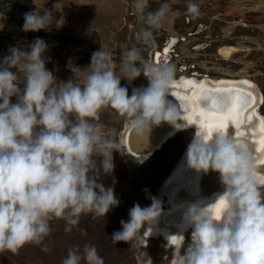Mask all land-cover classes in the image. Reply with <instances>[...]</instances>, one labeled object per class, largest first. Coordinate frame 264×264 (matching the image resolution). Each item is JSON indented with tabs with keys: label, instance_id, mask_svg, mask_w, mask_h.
Here are the masks:
<instances>
[{
	"label": "rangeland",
	"instance_id": "1",
	"mask_svg": "<svg viewBox=\"0 0 264 264\" xmlns=\"http://www.w3.org/2000/svg\"><path fill=\"white\" fill-rule=\"evenodd\" d=\"M155 52L174 78L253 81L264 116V0H0V264H195L190 231L137 243L192 136L126 160L125 124L176 109L144 76ZM231 187L222 257L264 264V184Z\"/></svg>",
	"mask_w": 264,
	"mask_h": 264
},
{
	"label": "bare ground",
	"instance_id": "2",
	"mask_svg": "<svg viewBox=\"0 0 264 264\" xmlns=\"http://www.w3.org/2000/svg\"><path fill=\"white\" fill-rule=\"evenodd\" d=\"M172 43L160 55L166 57ZM229 50L237 49L221 47L218 54L226 58ZM154 59L159 64V53ZM144 76L180 108L126 123L121 137L126 160L139 165L177 133L190 129L194 136L161 181L137 229L138 246L148 238H161L178 247L190 231L198 244L195 264H225L222 242L239 200L231 181L264 184V116L258 112L262 93L247 78L172 79L155 66L146 68ZM145 124L156 125L145 131L155 135L153 142L133 146L132 131Z\"/></svg>",
	"mask_w": 264,
	"mask_h": 264
},
{
	"label": "water",
	"instance_id": "3",
	"mask_svg": "<svg viewBox=\"0 0 264 264\" xmlns=\"http://www.w3.org/2000/svg\"><path fill=\"white\" fill-rule=\"evenodd\" d=\"M179 106H180V104L179 103H176L175 107H177L179 109L180 108ZM153 127H156V125H153V124L152 125L151 124H145V125H141L137 129H135L134 131H132V134L130 136V143L133 146H136V145H138V143L139 144L140 143H144V144H147L148 145L151 142H153L155 135L153 133H151V132L145 133L146 130H148L150 128H153ZM193 136H194V132H192V136L188 140V143L192 141ZM183 153H184V149L180 152V154H179L178 157H182Z\"/></svg>",
	"mask_w": 264,
	"mask_h": 264
},
{
	"label": "flooded vegetation",
	"instance_id": "4",
	"mask_svg": "<svg viewBox=\"0 0 264 264\" xmlns=\"http://www.w3.org/2000/svg\"><path fill=\"white\" fill-rule=\"evenodd\" d=\"M168 41V40H167ZM166 41V42H167ZM166 44V43H165ZM165 44H163V46H165ZM161 52H163V47H161ZM173 51L170 49L169 50V55H170V53H172ZM156 53V52H155ZM169 59H170V56H169ZM169 59H168V61L167 62H164V60L163 59H161V57L159 58V64L157 65L160 69H162V68H164L163 66L164 65H166L168 62H169ZM161 60V61H160ZM151 63H152V65H154L155 66V59H154V53L152 54V58H151ZM150 66H147V69L149 68ZM165 70H166V68H164ZM183 70H185L184 68L182 69V71ZM181 70H180V72L178 73V75L174 78L173 77V75H171L167 70H166V72L169 74V76L172 78V79H176V78H178L180 75H183V72H182ZM183 76H186V75H183ZM190 77V76H193V77H195V78H197V79H202V78H209L207 75H200V76H198L197 74H191V75H189V74H187V77ZM174 165V164H173ZM172 165V166H173ZM172 168V167H171ZM170 168V169H171ZM148 210V209H147ZM145 216H146V211H145V215H144V218H143V221H144V219H145ZM142 223V222H141ZM192 237V236H191ZM193 238V237H192ZM193 240H195L194 238H193ZM196 241V240H195Z\"/></svg>",
	"mask_w": 264,
	"mask_h": 264
},
{
	"label": "trees",
	"instance_id": "5",
	"mask_svg": "<svg viewBox=\"0 0 264 264\" xmlns=\"http://www.w3.org/2000/svg\"><path fill=\"white\" fill-rule=\"evenodd\" d=\"M181 132H183V131H181ZM180 133V132H179ZM178 134V133H177ZM167 175V174H166Z\"/></svg>",
	"mask_w": 264,
	"mask_h": 264
}]
</instances>
